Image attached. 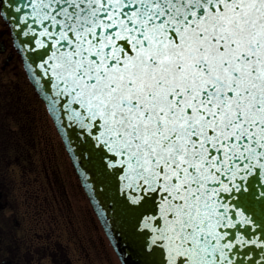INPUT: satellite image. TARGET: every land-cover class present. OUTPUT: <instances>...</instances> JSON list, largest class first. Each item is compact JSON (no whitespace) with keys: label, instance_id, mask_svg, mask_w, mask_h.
Wrapping results in <instances>:
<instances>
[{"label":"snow or ice","instance_id":"1","mask_svg":"<svg viewBox=\"0 0 264 264\" xmlns=\"http://www.w3.org/2000/svg\"><path fill=\"white\" fill-rule=\"evenodd\" d=\"M13 10L74 119L111 154L124 195L158 201L155 246L171 264H256L241 206L264 213V0H20Z\"/></svg>","mask_w":264,"mask_h":264},{"label":"flooded vegetation","instance_id":"2","mask_svg":"<svg viewBox=\"0 0 264 264\" xmlns=\"http://www.w3.org/2000/svg\"><path fill=\"white\" fill-rule=\"evenodd\" d=\"M24 88L29 90L31 83L0 12V213L12 207L6 192L8 184L1 180L8 168L13 166L23 177L36 176L28 184H38L37 190L28 196V200L32 201L25 203L28 206L25 217L29 227L24 232H27L28 241L16 237L15 230L23 229H20L21 223L14 216H7L2 223L10 224L9 230L4 225L0 226L3 232L0 235V264H79V205L69 202L68 190L58 176L59 172L62 173V163H67L64 160L67 151L61 137L62 143L57 140L59 133L56 127L53 130L52 123L46 121L48 118L51 121V117L40 98L36 95L42 103V108L40 105L37 111L27 109L34 103L30 98H27L26 104L21 101ZM6 146H17L20 148L17 150L24 152L27 151L26 146H36L38 162H31L32 166L25 168L19 165L20 159L16 155L7 161L3 150ZM65 157L69 158L67 154ZM72 171L70 174L76 181L73 180L74 185H78L74 199L79 201V180L73 166ZM24 242L27 243L26 247ZM103 260L102 255L97 256V262ZM114 261L122 264L117 255Z\"/></svg>","mask_w":264,"mask_h":264},{"label":"water","instance_id":"3","mask_svg":"<svg viewBox=\"0 0 264 264\" xmlns=\"http://www.w3.org/2000/svg\"><path fill=\"white\" fill-rule=\"evenodd\" d=\"M8 2L14 8L20 0ZM13 8L1 7L2 16L11 29L28 76L45 101L84 190L122 263L171 264L166 247L155 246L153 225L158 215V201L132 203L131 196L124 195L130 190L125 187L123 174L108 166L111 154L102 155L95 147V139L87 135L74 119L71 112L74 106L66 103V97L57 94L54 78L50 80L39 67L45 59L40 55L43 50L37 48L33 51L31 45L23 43L27 38L20 35L15 22L19 14ZM256 187L258 192L264 191L260 183ZM241 210L254 222L244 230L259 244V239H264V213L258 204L248 208L241 206ZM258 244L252 246L250 256L256 264H264V251Z\"/></svg>","mask_w":264,"mask_h":264},{"label":"rangeland","instance_id":"4","mask_svg":"<svg viewBox=\"0 0 264 264\" xmlns=\"http://www.w3.org/2000/svg\"><path fill=\"white\" fill-rule=\"evenodd\" d=\"M23 76L25 77V74H23ZM29 90L24 88L21 91L22 92L21 101L24 104H26L27 98H30L31 101H33L34 103L33 105L31 104L29 107L27 106V109H30L32 111L36 109L37 111V108L40 109V105L42 103L37 99L36 97L37 94L35 93L32 85ZM41 108H42V105H41ZM48 120L50 123H52L51 124L52 129L54 130L55 127H54L52 118H51V121L49 118L46 119V121ZM57 137H58L57 140L60 143L61 139H60L59 134H57ZM52 139L55 140V137L53 136ZM6 147H3L4 148L3 150H4V154L6 156L7 161H10L14 157V155H16L18 159H20L18 162L19 165H21V167L24 166L25 168H29L30 166H32L30 165L31 162L33 163L38 162L39 157H38V152H36L37 151L36 146L35 147L26 146L25 148L27 149V151L25 152L24 150L23 151L17 150V149H20L17 146L9 147V148L8 146ZM28 154L30 157H28ZM66 154L67 153L65 152V156ZM65 156H64V160H66L67 163L65 164L64 162L62 163V173L59 172L58 176H59V180L62 182V185L64 184V186L68 190V193L70 195L69 202L70 201L76 202L75 205L77 206V203L79 205V264H116L114 261V256L116 258L115 252L112 246L110 245L108 239L105 236V233L92 209L90 201L87 198L86 193L80 181H79V201L74 199V194L76 191H78L76 189L78 185H74L75 180L73 179V176L70 174V170L72 171L71 161L69 160V158H66ZM35 177L36 176L31 177V175L30 177H23L21 176V173L17 171L16 168L14 170L13 166H11V168H8L7 172L3 173V176H1V180H4L8 184V187H6V192H7V196L9 197L12 203V207L9 209H6L7 211L0 213V226L4 225L9 230L10 224H2V223H4L7 220V216H14L21 223L20 229L21 228L23 229L22 231L15 230V234L17 235L16 237L17 238L19 237L22 240L25 239V241L27 240L26 239L27 232H24V230L25 228L27 230V228L29 227V224H28L29 221L25 217L28 206L25 203H27V201H30V200L32 201V199L28 200V196L32 192L36 191L38 188V184L29 185L28 182L34 181ZM72 212L74 213V211ZM68 214L70 215L71 213H68ZM67 229L69 231L68 227ZM0 235H3V232L0 231ZM10 243L12 244V241H10ZM26 246H27V243L25 244L24 242V247ZM98 255H102L104 257V260L97 262L98 260L96 261V259ZM104 261L105 263H103Z\"/></svg>","mask_w":264,"mask_h":264}]
</instances>
